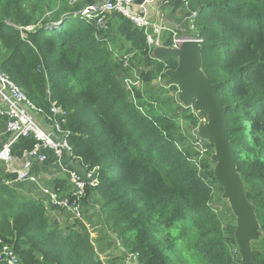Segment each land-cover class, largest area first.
<instances>
[{
  "label": "trees",
  "instance_id": "obj_1",
  "mask_svg": "<svg viewBox=\"0 0 264 264\" xmlns=\"http://www.w3.org/2000/svg\"><path fill=\"white\" fill-rule=\"evenodd\" d=\"M69 1L0 0V70L44 121L52 103L67 113L61 128L72 155L98 169V185L85 200L99 194L103 220L139 264H173L177 255L184 264H241L231 251L235 217L214 178V147L190 145L174 119L152 115L155 102L138 91L129 102L107 41L124 44L121 53L137 59L145 83L165 81L177 61L152 59L144 33L121 15L109 18L113 38L96 31ZM189 9L198 13L201 70L219 85L237 172L255 207L260 238L251 244L253 258L264 264V0H189ZM162 43L170 46V38ZM183 117L192 130L200 124L194 113ZM34 144L20 138L11 155L21 159ZM15 177L0 170V239L22 264H103L84 227L64 235L49 225L42 199L18 197L24 186L14 185ZM63 184L53 182L55 189ZM215 201L227 213L224 223Z\"/></svg>",
  "mask_w": 264,
  "mask_h": 264
},
{
  "label": "built area",
  "instance_id": "obj_2",
  "mask_svg": "<svg viewBox=\"0 0 264 264\" xmlns=\"http://www.w3.org/2000/svg\"><path fill=\"white\" fill-rule=\"evenodd\" d=\"M172 0H70L69 6L73 8L79 5L76 13L87 24H92L96 31L107 33L109 31V19L111 15H121L129 20L135 28L141 30L149 48L150 56L156 48L176 49L181 38H190L201 44L202 40L195 37L194 21L198 15L197 11L189 9V0H178L180 23L164 16L160 9L164 8ZM101 4V5H100ZM169 37L170 46H164L163 40ZM132 55H124L119 59L122 69L131 68L129 58ZM125 81V82H124ZM124 86L133 95L130 86L138 87L139 78L134 83L128 79L123 80ZM133 98V96H132ZM50 123L55 132L45 131L32 117L33 112L39 113L31 103L26 94L0 70V118L5 120L4 134L7 139L0 146V164L7 173L15 174L13 184L34 186L35 189L47 199L49 205L57 208L71 218L74 224L84 227L89 241L94 246L93 228L89 222L82 217L83 202L87 194L98 185V169H87L83 167L80 159L74 158L71 148L67 142V131L61 127L66 123L67 113L57 106L51 104ZM31 137L35 144L31 151L24 152L20 167L15 165V157L11 155L12 146L20 138ZM48 154L54 158L56 167L62 175L67 176L68 189L62 194L47 186L39 175L32 172V166H41L46 163ZM65 161H77V169L70 170ZM98 254V253H97ZM0 264H22L13 247L0 239Z\"/></svg>",
  "mask_w": 264,
  "mask_h": 264
},
{
  "label": "water",
  "instance_id": "obj_3",
  "mask_svg": "<svg viewBox=\"0 0 264 264\" xmlns=\"http://www.w3.org/2000/svg\"><path fill=\"white\" fill-rule=\"evenodd\" d=\"M101 5V4H100ZM151 58L166 62L177 61L175 70H167L165 86H174L179 91V101L190 107L206 124L197 127L198 137L214 147L211 162L214 163L213 173L218 185L222 188V199L225 200L235 217V244L238 247L241 264H256L251 242L258 241L259 224L255 216L253 202L247 199L243 182L237 172L233 150L230 146L226 108L222 106L217 95L218 84H211L203 74L201 67L200 43L190 38H181L176 49L156 48Z\"/></svg>",
  "mask_w": 264,
  "mask_h": 264
},
{
  "label": "rangeland",
  "instance_id": "obj_4",
  "mask_svg": "<svg viewBox=\"0 0 264 264\" xmlns=\"http://www.w3.org/2000/svg\"><path fill=\"white\" fill-rule=\"evenodd\" d=\"M170 6V5H168ZM179 7L174 3L172 5V8L169 10H165L163 12L160 10V12L164 16H168L169 14H172L178 18V21L180 23V15L181 12H179ZM164 10V9H163ZM109 19V18H108ZM115 25V23H114ZM109 31L107 32L109 35V38H113V32L111 28L113 29V25L109 24ZM109 44L108 48L111 51L112 58L115 62L119 63V59H122L125 53H121V51L126 52V47L124 44L120 41L119 44L117 42H113L112 39L107 41ZM118 46L121 47V50L118 49ZM121 66V65H120ZM129 66L131 68L122 69L120 67V78L123 82V80L128 79L132 83H134V80L136 77L139 78V85L138 87H135V85L130 86L133 95H129V102H133L132 96H134V91H138L140 94H142V98H144V101H152L155 102L153 104V110L152 115L162 114L165 113L170 118L174 119L177 126L179 127V130L186 136L188 139L190 145L195 146L199 150H204L206 147L207 141L204 139H201L198 137V131L196 129H191L190 123L184 121L183 114L184 112H188L193 114V103L190 107H185L180 101H179V91L170 89L166 87L164 84L165 81H160V79L153 80L150 83H145L142 81L139 72L142 70V66L138 64L137 59H133L132 57L129 58ZM125 82V81H124ZM124 84V83H123ZM126 91L129 90L128 87L126 88ZM149 112V111H148ZM197 116V114H196ZM32 117L35 120L36 123H38L45 131H48L50 133L54 132L56 135L57 132H55L50 124V121L47 122L44 121L42 117L39 116L37 112L32 113ZM207 120L206 118L200 119V125L206 124ZM186 144L182 143L180 144V147H185ZM200 146L202 148H200ZM81 162V160H79ZM77 166V161L73 162ZM18 165V163H15ZM0 170H3V166L0 164ZM39 171V170H38ZM38 171L34 174H38ZM55 173V172H54ZM55 175V174H54ZM54 175H51L50 177H46L45 185L50 186V184H53V177ZM18 197H25L27 199L31 200H37L42 199L45 208H46V218L49 223V225L54 226L57 225V228L66 235L69 231L76 232L79 230L80 226L78 224H74L71 220V218L65 216L61 210L57 208H53L49 205L48 202H46L42 194H40L34 186L31 185H25L24 188L18 193ZM222 199V197H221ZM223 200V199H222ZM99 201V194L95 193L88 197L83 202V209H82V217L84 221L89 222L93 228V234H94V243L97 249V256L99 257V260L103 264H139L137 261V256L132 253L130 250L126 249L123 244L117 239L116 233L112 230L111 224L107 223L103 220L101 213H100V205L98 203ZM215 209L217 210L216 213L220 216L221 221L224 223L225 216L227 215L226 211L221 208L220 204H217L216 201L214 203ZM229 207V206H228ZM260 238V230H259V236ZM258 238V240H259ZM257 242V241H256ZM252 244V242H251ZM232 254L234 256H239L238 247L235 244V247L232 248ZM133 257V259L131 258ZM173 264H184L183 259L180 255H177V257L173 258Z\"/></svg>",
  "mask_w": 264,
  "mask_h": 264
},
{
  "label": "crops",
  "instance_id": "obj_5",
  "mask_svg": "<svg viewBox=\"0 0 264 264\" xmlns=\"http://www.w3.org/2000/svg\"><path fill=\"white\" fill-rule=\"evenodd\" d=\"M176 4L177 7H179V3H178V0H172L169 4H167L166 7L164 8H161L160 10H162L163 12H165V10H169L172 8V5L173 4ZM170 5V6H168ZM164 9V10H163ZM180 12V11H179ZM166 17H169V19L171 18L172 21L174 20L175 23H179L178 21V18L172 14H169L168 16ZM4 122L5 120L3 118H0V146L2 143H4L7 139V136H5L4 134V130H5V125H4ZM18 163V165H15L17 168L20 167L21 165V160L20 159H17L15 158V163ZM65 164L66 166L68 167V169L70 170H74V169H77L78 167L73 163V162H70V161H65ZM39 170V171H38ZM38 171V174H39V177L41 178L42 181H46V177H50L51 175H54L52 181L54 182V180H60L62 181L64 184H63V188L60 189H55L56 191L62 193V194H65L67 189H68V184H67V176L66 175H62L59 173L58 171V168L56 167V164H55V161H54V158L51 156V154H48L47 156V160H46V163L41 165V166H38V165H33L32 166V172L35 173ZM55 172V173H54ZM60 183L57 182L56 185H59ZM50 186H54L53 184H50ZM133 259V257H131Z\"/></svg>",
  "mask_w": 264,
  "mask_h": 264
}]
</instances>
